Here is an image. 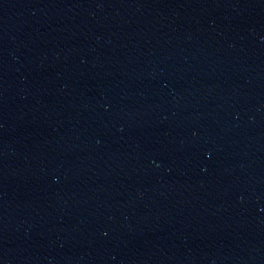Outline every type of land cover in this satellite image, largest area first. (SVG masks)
<instances>
[{
    "label": "water",
    "instance_id": "95a60500",
    "mask_svg": "<svg viewBox=\"0 0 264 264\" xmlns=\"http://www.w3.org/2000/svg\"><path fill=\"white\" fill-rule=\"evenodd\" d=\"M0 264H264V0H0Z\"/></svg>",
    "mask_w": 264,
    "mask_h": 264
}]
</instances>
